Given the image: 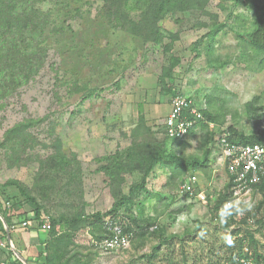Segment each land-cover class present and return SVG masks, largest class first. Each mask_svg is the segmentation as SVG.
<instances>
[{"label": "rangeland", "instance_id": "1", "mask_svg": "<svg viewBox=\"0 0 264 264\" xmlns=\"http://www.w3.org/2000/svg\"><path fill=\"white\" fill-rule=\"evenodd\" d=\"M53 1L59 19L43 37L45 65L0 100V185L16 181L51 224L62 216L79 219L77 230L65 227L74 234L55 226L62 239L52 240L50 264H182L183 253L207 264L212 246L214 259L224 260L226 234L236 227L251 230L264 253V194L254 188L224 204L216 199L229 182L226 164L218 160L221 132L264 130V54L247 42L253 11L237 0H173L162 8L157 0L149 9L145 0L135 7L121 0L119 19L111 22L109 0ZM157 11L156 25L146 27ZM157 28L161 41L150 34ZM176 93L200 101L215 126H200L186 141L165 139L162 122ZM207 150V166L184 164L202 160ZM157 151H172L176 161L156 165L146 189L116 215L108 213L141 181L145 157ZM190 173L216 200L178 194ZM18 185L5 195L31 209ZM98 212L107 213L104 227L93 216ZM130 217L135 222L129 229ZM115 226L131 233V242L99 250L92 239ZM154 232L175 238L151 262L145 255L159 241ZM0 239L9 243L7 236ZM253 247L244 240V251Z\"/></svg>", "mask_w": 264, "mask_h": 264}, {"label": "trees", "instance_id": "2", "mask_svg": "<svg viewBox=\"0 0 264 264\" xmlns=\"http://www.w3.org/2000/svg\"><path fill=\"white\" fill-rule=\"evenodd\" d=\"M47 1L53 2L50 8L45 9L43 4ZM121 0H109V18L113 22L112 17L119 19L118 15V2ZM142 0H126L125 4L132 2L130 6H137V2ZM150 2L148 9L151 8L154 2L157 0H145ZM173 0H160V7H167L169 3ZM242 5L248 7V9L253 11V26L247 33V42L248 44L262 54H264V0H237ZM57 4V3H56ZM54 4L53 0H0V100L10 93H13L20 87L22 84L31 81L35 74L40 71V69L45 65V46L41 45L46 38H43L45 35L48 36V33L52 32L54 29V24L57 22L58 11L57 5ZM140 7V6H139ZM167 10V8H166ZM159 19L158 11L155 15L147 18L144 23H155ZM153 22H152V21ZM61 24V23H58ZM61 26V25H57ZM149 25H146V27ZM64 25L61 26L60 30L64 29ZM157 27V26H156ZM155 34V40H162V33L160 29H155L150 34ZM50 36V35H49ZM206 46H209L208 42ZM204 120L199 122L200 126L206 125L207 122H215L214 117L207 111H203ZM32 121L25 120L23 123H31ZM205 127V126H204ZM195 130H192L191 134ZM227 140L231 144H254L260 143L264 145V130L260 131L258 134L247 135L240 134L234 131L232 128L227 130ZM162 133L165 136V127L162 125ZM166 137V136H165ZM171 143H177L186 140H177L170 139L166 137ZM210 150L205 152L204 158L193 159L189 162H184L188 167L194 169H200L207 166L210 158ZM176 161V155L166 151L155 152L154 154H148L143 161L144 175L140 182L133 184L129 190L128 195H122L121 198L114 204V206L108 211V213L116 215L120 207L128 200H132L133 197L138 196L142 191L146 189L147 176L154 170L156 165L159 163H174ZM180 165V163H179ZM227 170V169H226ZM228 173V171H227ZM229 175L228 182V191L221 195V197H216L218 199V204H224L226 200L231 199V186H232V177ZM18 185L16 181L10 180L4 184L0 185V196L3 202L0 203V232L2 237L10 236L13 233L15 224H21L23 221H27L28 225L26 227L30 228V223L34 222V227L37 232H45V238L42 242L45 243L43 249L39 253L37 264H50L52 261L53 254L50 252V247L52 245V240L57 237L55 230L56 225H60L65 231L70 234H74L75 231H69L68 228L72 230H77L76 224L79 222V219H69L68 217H59L52 219V228L49 231H43L40 228L43 218V206L37 201V199L28 194L21 185H18L20 188L21 195L25 198L26 202L30 204L31 211H24V202L20 201L17 197L14 196V200L10 198L9 195H5L6 189L12 185ZM254 188L258 189L264 194V185H256ZM215 199V195L212 194L209 197V201ZM215 199V200H216ZM5 202V203H4ZM216 208L217 205H216ZM107 215V213H106ZM103 213H96L93 216L96 218L101 226L104 227L105 221L104 217L106 216ZM115 218V217H114ZM5 221L8 230L3 225V220ZM130 223L129 226L135 222L134 218L128 219ZM64 221V222H63ZM234 221L231 220L230 223H225L223 227H229ZM69 226L68 228H65ZM106 229V228H105ZM130 229V228H129ZM241 230L245 231V234L242 237H238V233ZM107 231V229H106ZM102 234L95 241H100L108 234ZM124 233H128L123 229ZM162 232V231H161ZM161 232H154L158 235V243L152 246V249L145 256L146 258L152 259L158 257V254L161 251V247L166 242H169L171 239L175 238L174 235L165 236ZM111 233V232H110ZM134 234L137 232H133ZM164 233V232H162ZM131 240L133 238L132 234L130 235ZM62 239V237H57V241ZM248 240L249 245L254 246L250 252L247 248V251H244V240ZM226 251L224 260L221 258L214 259L216 251L212 246L209 248L210 256L208 257L207 264H264V253L257 249L258 240L255 238L254 233L249 229H242L241 227H236L226 234ZM198 259H188L187 254L183 253L181 258L182 264H201L198 262ZM11 264H23L20 260L12 261Z\"/></svg>", "mask_w": 264, "mask_h": 264}, {"label": "built area", "instance_id": "3", "mask_svg": "<svg viewBox=\"0 0 264 264\" xmlns=\"http://www.w3.org/2000/svg\"><path fill=\"white\" fill-rule=\"evenodd\" d=\"M206 107L193 96L176 93L170 101V111L164 117L162 125L165 127V136L170 139L186 140L192 130L200 127L204 120L203 111ZM209 127H214L213 122L206 121ZM228 132L223 130L218 137V160L226 164L228 174L232 177L231 193L233 199L241 198L253 191L254 186L264 185V145L254 144H231L227 140ZM178 194L189 200L207 203L211 193L208 187L201 184L198 174L190 173L181 182ZM23 227L27 221L21 223ZM40 228L49 231L52 228L49 217L43 215ZM106 237L100 241H93L101 251H111L129 245L131 237L123 232V228L115 226ZM0 249H6L12 261L25 259L21 256L15 245L5 243L0 239ZM8 259V257H6ZM0 264H11L8 260H0Z\"/></svg>", "mask_w": 264, "mask_h": 264}, {"label": "crops", "instance_id": "4", "mask_svg": "<svg viewBox=\"0 0 264 264\" xmlns=\"http://www.w3.org/2000/svg\"><path fill=\"white\" fill-rule=\"evenodd\" d=\"M167 110L168 114L170 111V103L168 104ZM24 211H31V209H24ZM30 228L31 229H29V227H23L20 223L15 224L11 239H8L9 243L12 242L21 256L25 259L23 264H37L39 253L45 246V243L42 242L43 238H45V232L38 233L34 227V222L30 223ZM0 237H2L1 232ZM93 241H95V239H92V243ZM6 257H8V259H6ZM0 260H8L9 262H12V258L8 255L6 249H0Z\"/></svg>", "mask_w": 264, "mask_h": 264}, {"label": "water", "instance_id": "5", "mask_svg": "<svg viewBox=\"0 0 264 264\" xmlns=\"http://www.w3.org/2000/svg\"><path fill=\"white\" fill-rule=\"evenodd\" d=\"M5 228L8 230L7 225H5ZM8 239H11L10 234H8Z\"/></svg>", "mask_w": 264, "mask_h": 264}]
</instances>
